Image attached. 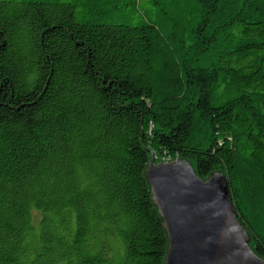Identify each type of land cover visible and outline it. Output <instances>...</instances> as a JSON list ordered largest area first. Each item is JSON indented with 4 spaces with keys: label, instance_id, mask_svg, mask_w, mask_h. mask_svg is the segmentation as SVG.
Wrapping results in <instances>:
<instances>
[{
    "label": "trees",
    "instance_id": "obj_1",
    "mask_svg": "<svg viewBox=\"0 0 264 264\" xmlns=\"http://www.w3.org/2000/svg\"><path fill=\"white\" fill-rule=\"evenodd\" d=\"M150 152L264 259V0H0V264H163Z\"/></svg>",
    "mask_w": 264,
    "mask_h": 264
},
{
    "label": "water",
    "instance_id": "obj_2",
    "mask_svg": "<svg viewBox=\"0 0 264 264\" xmlns=\"http://www.w3.org/2000/svg\"><path fill=\"white\" fill-rule=\"evenodd\" d=\"M143 175L166 235L163 264H264L236 217L222 173L203 180L189 161H158L150 152Z\"/></svg>",
    "mask_w": 264,
    "mask_h": 264
}]
</instances>
